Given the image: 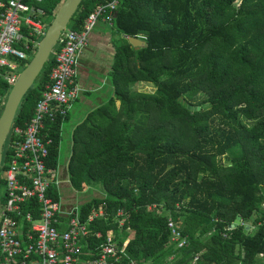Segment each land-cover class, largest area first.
Wrapping results in <instances>:
<instances>
[{
    "label": "trees",
    "instance_id": "16d2710c",
    "mask_svg": "<svg viewBox=\"0 0 264 264\" xmlns=\"http://www.w3.org/2000/svg\"><path fill=\"white\" fill-rule=\"evenodd\" d=\"M64 1L36 6L51 24ZM108 1L84 0L69 29L82 30ZM112 24L126 37L110 74L114 95L77 128L69 164L72 188H100L103 198L82 205L79 220L104 210L91 229L116 239L121 264H264V0H119ZM55 67L52 55L13 127L31 121ZM140 84L155 93L136 92ZM11 88L0 79V97ZM62 119L44 132L54 171ZM51 196L60 201L55 188ZM118 210L128 216L123 227ZM239 216L242 224L226 229ZM169 219L186 247L171 242ZM95 241H86L81 264L96 256Z\"/></svg>",
    "mask_w": 264,
    "mask_h": 264
},
{
    "label": "built area",
    "instance_id": "2783aa9c",
    "mask_svg": "<svg viewBox=\"0 0 264 264\" xmlns=\"http://www.w3.org/2000/svg\"><path fill=\"white\" fill-rule=\"evenodd\" d=\"M44 0H9L0 2V79L11 87L22 66L30 63L40 39L48 29L36 4ZM119 0L102 3L86 18L80 31L62 33L53 53L56 67L46 86L34 116L24 129L11 128L6 161L0 170V264H81L82 248L93 237L98 245L96 256L86 264H121L123 253L116 239L104 237L91 226L105 216L101 208L81 222L76 211H64L62 203L52 198L61 183L56 171L48 167L52 140L44 132L48 122L68 115L70 105L79 97L76 83L79 55L89 46L90 38L101 21L112 24ZM6 98L0 97V108ZM2 113V112H1ZM155 207V206H154ZM119 226L127 215L116 212ZM171 242L177 248L188 245L173 219L168 220ZM103 240L101 243L98 241ZM95 249V248H94ZM199 258L194 260L197 264Z\"/></svg>",
    "mask_w": 264,
    "mask_h": 264
},
{
    "label": "crops",
    "instance_id": "0c3cea01",
    "mask_svg": "<svg viewBox=\"0 0 264 264\" xmlns=\"http://www.w3.org/2000/svg\"><path fill=\"white\" fill-rule=\"evenodd\" d=\"M43 22L49 27L50 24L44 20ZM124 39L126 37L119 34L113 24L101 21L91 35L89 46L78 57L76 83L79 97L70 105L68 115L62 119L59 165L56 171L61 183L58 195L64 211L78 209L74 197L73 201H69L68 196H64L67 191H74L69 180V164L74 153L76 130L93 111L112 100L114 94L110 74L116 49ZM116 106L119 107L118 102ZM95 190L100 191L96 188ZM84 204L86 203L82 205Z\"/></svg>",
    "mask_w": 264,
    "mask_h": 264
},
{
    "label": "water",
    "instance_id": "95a60500",
    "mask_svg": "<svg viewBox=\"0 0 264 264\" xmlns=\"http://www.w3.org/2000/svg\"><path fill=\"white\" fill-rule=\"evenodd\" d=\"M84 0H65L56 13L53 21L49 25L47 32L40 41L37 52L28 64L24 65L23 70L19 73L16 82L11 88L4 109L0 115V170L5 152V146L14 124L20 105L28 92L33 88L36 80L42 74L45 66L50 61L59 39L63 32L69 29V25L77 14ZM130 46L135 50L146 47V42L138 38H128ZM190 111H198L188 107ZM242 224V218L239 216L226 229L236 228ZM250 226H246L245 232L250 231Z\"/></svg>",
    "mask_w": 264,
    "mask_h": 264
},
{
    "label": "rangeland",
    "instance_id": "374dc122",
    "mask_svg": "<svg viewBox=\"0 0 264 264\" xmlns=\"http://www.w3.org/2000/svg\"><path fill=\"white\" fill-rule=\"evenodd\" d=\"M32 59H31V61H32ZM135 90H136V92L145 93V94H154L156 91L154 86L148 85V84H140L136 87ZM223 161L226 163V159H223ZM97 189H99L100 191H97L95 189H89L84 193H78L75 190L73 192L67 191V195L64 194V196H65V198L68 196L69 201H73L72 197H74V199H75L74 201H76L77 208L79 209L80 205H82L83 203L89 202L91 199L103 198L102 190L100 188H97ZM0 192H1V189H0ZM67 207H69V204H67ZM116 215H117V213H116Z\"/></svg>",
    "mask_w": 264,
    "mask_h": 264
}]
</instances>
